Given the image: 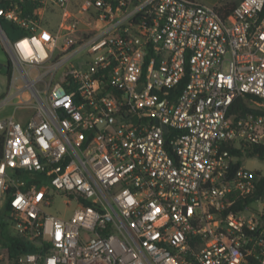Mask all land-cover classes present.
<instances>
[{"label": "built area", "instance_id": "built-area-1", "mask_svg": "<svg viewBox=\"0 0 264 264\" xmlns=\"http://www.w3.org/2000/svg\"><path fill=\"white\" fill-rule=\"evenodd\" d=\"M37 1L57 28L0 6V202L39 246L14 264H264V113L232 110L264 108V0Z\"/></svg>", "mask_w": 264, "mask_h": 264}, {"label": "trees", "instance_id": "trees-1", "mask_svg": "<svg viewBox=\"0 0 264 264\" xmlns=\"http://www.w3.org/2000/svg\"><path fill=\"white\" fill-rule=\"evenodd\" d=\"M241 0H221L217 5L218 11L222 15H227L232 9L240 2ZM10 2H17L20 10L21 16L37 18V11L41 7L37 0H0V6H7ZM1 26L8 38L15 39L21 35L27 34L28 30L18 26L10 20H1ZM76 45V42L70 39L69 46L67 50L73 48ZM6 75L8 78L7 88L9 86L10 76H11V67L9 66ZM5 94V93H4ZM3 95L1 96V98ZM249 97H239L235 100L234 105L232 107L233 111L244 113L246 111H255V112H263L262 110L254 109L249 106ZM249 101V102H248ZM1 142H0V156H1ZM235 153H240L238 149L233 150ZM247 155L249 157L259 155L264 158V147L253 145L246 148ZM241 154V153H240ZM239 165V162H237ZM24 179L25 183L23 185H19L18 189H25L29 183L37 182L40 183L41 180L37 179L32 174H24L19 173ZM28 175V176H27ZM14 189V188H13ZM12 208L9 205V202L6 201L0 207V248L4 249L7 253L8 264L16 263L19 256L27 253L37 252L39 250V246L36 242L27 239L26 237L20 235L16 229L12 230L11 226L14 225L13 217H12Z\"/></svg>", "mask_w": 264, "mask_h": 264}, {"label": "rangeland", "instance_id": "rangeland-1", "mask_svg": "<svg viewBox=\"0 0 264 264\" xmlns=\"http://www.w3.org/2000/svg\"><path fill=\"white\" fill-rule=\"evenodd\" d=\"M201 3H205V4H209V5H217L221 0H198ZM231 1V0H230ZM57 9V8H56ZM57 12V11H56ZM43 25L47 27V25H53L56 26L59 24V10L57 12V14L55 13L54 9L51 8V6H47V10L43 13ZM80 25L82 26L81 28H83L85 26L84 23L85 20L84 18L80 15ZM76 57H73V61H75L76 63ZM8 62V56L7 53L0 41V99L1 96L4 95V93L7 90V83H8V78L6 75V71H7V67L5 66V64ZM12 71V69H11ZM37 74V71L34 69H30L29 71V75L31 77H34ZM13 76L16 77L14 85L19 87L22 85V81L18 78V72L14 71L13 72ZM249 102V101H248ZM249 105H254L253 102H249ZM12 112V107H4L0 109V117H4L8 114H10ZM241 165L247 169L250 170H256V171H264V159L259 158V157H245L242 162ZM28 176V175H27ZM1 195V194H0ZM2 206V203L0 202V207ZM72 208L69 207H65L63 205V203L61 202V200L59 198H57L54 203L51 205L50 208H48V212L49 213H53V214H58L61 215L62 217H69L71 215L72 212ZM12 230L15 229L14 225L11 226ZM4 253L5 255L7 254L6 251L2 248H0V254ZM8 259H3L1 260V264H8Z\"/></svg>", "mask_w": 264, "mask_h": 264}, {"label": "crops", "instance_id": "crops-1", "mask_svg": "<svg viewBox=\"0 0 264 264\" xmlns=\"http://www.w3.org/2000/svg\"><path fill=\"white\" fill-rule=\"evenodd\" d=\"M52 9H54L53 7H51ZM47 10V7L46 8H42V9H39L38 11H37V17L41 20V21H43V18H42V16H43V13L45 12ZM54 11H55V13L57 14V10L56 9H54ZM57 11V12H56ZM59 21H61V18L59 17ZM59 24H60V22H59ZM59 24L58 25H56V26H53V25H49L48 24V26L49 27H51V28H53V29H55V28H57L58 26H59ZM8 89V88H7ZM12 112H13V110H12ZM11 112V113H12ZM0 255H2L3 257L0 259V264H1V260H3V259H7V254L5 255L4 253H1ZM8 261V260H7Z\"/></svg>", "mask_w": 264, "mask_h": 264}, {"label": "water", "instance_id": "water-1", "mask_svg": "<svg viewBox=\"0 0 264 264\" xmlns=\"http://www.w3.org/2000/svg\"><path fill=\"white\" fill-rule=\"evenodd\" d=\"M0 66H1V64H0ZM5 66L8 68L9 67V64H8V62L5 64Z\"/></svg>", "mask_w": 264, "mask_h": 264}]
</instances>
